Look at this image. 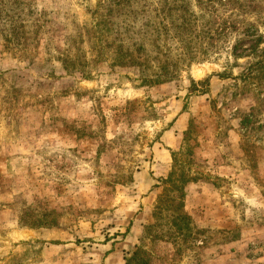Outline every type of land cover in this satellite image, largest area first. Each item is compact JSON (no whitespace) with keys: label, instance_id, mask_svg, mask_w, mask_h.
<instances>
[{"label":"rangeland","instance_id":"374dc122","mask_svg":"<svg viewBox=\"0 0 264 264\" xmlns=\"http://www.w3.org/2000/svg\"><path fill=\"white\" fill-rule=\"evenodd\" d=\"M1 1L25 27L18 46L0 26V264H264V0L152 6L149 74L177 75L154 87L111 66L106 0ZM78 49L89 78L57 61ZM174 156L187 242L169 215L147 233Z\"/></svg>","mask_w":264,"mask_h":264},{"label":"trees","instance_id":"16d2710c","mask_svg":"<svg viewBox=\"0 0 264 264\" xmlns=\"http://www.w3.org/2000/svg\"><path fill=\"white\" fill-rule=\"evenodd\" d=\"M108 5H112L118 8L119 11L123 12L119 18V21L113 24V31L115 41L119 43L117 45V50L114 55L112 62V67L121 68H138L141 73V86L142 87H154L167 84L174 81L177 75L169 70V65H160L157 71H152V75L149 74L150 68H148L149 59L146 57L147 45L146 41L150 37H154V32H158V24L152 19V12L157 15L160 14L159 8L152 10L151 7H161L163 12L165 7L169 8L171 3L181 4L183 6V11L185 10L190 14V17H194L192 12L187 10V0H106ZM103 1V3H106ZM152 2V5L151 4ZM197 4L208 6H220L225 7L226 4L237 3V0H196ZM3 10L0 12V24L4 23L8 25H0L4 31L6 41L11 44L22 45L19 41L20 36L24 34L25 22L23 21L21 11L18 14L15 9H8V5L4 2H0ZM3 4V5H2ZM112 9V8H111ZM151 12V13H150ZM109 13L113 14V11ZM211 13V12H210ZM214 15V14H212ZM205 17V16H204ZM196 19L199 17H195ZM37 20V19H36ZM35 20V21H36ZM38 22L40 19L37 20ZM163 22V21H162ZM189 22V21H188ZM98 25V24H97ZM44 27H40L42 30ZM26 34V33H25ZM126 42H132V45L126 47ZM260 41L256 42L258 46ZM148 44V43H147ZM257 46L254 47L256 51ZM70 48V47H69ZM70 51V49H68ZM78 54L72 57L67 52L65 55L58 56V62L63 65L64 71L67 73H81L83 77L89 78L88 75V63L84 56H80V49L77 50ZM259 58V57H257ZM259 71L264 70V53L262 59H258L253 65ZM255 115L252 114V118L247 119V123L252 125L251 119H254ZM173 170L169 175L168 179L163 181L165 185H171L168 189L170 193L162 194L159 196V204L156 207L155 217L158 222L155 226L149 227L147 233L151 234L155 228L162 227L161 222L165 216L169 215L171 235L176 240L182 239L187 242L189 238L199 232L194 233V228L192 226L191 218L184 212V187L189 184L190 179H187L185 171L177 169L180 165L178 159L174 156ZM167 190V189H166ZM160 223V224H159ZM195 238V237H194ZM140 253L142 249H139L131 259L127 260V264H133L135 262H140V264H149V261H145L141 258ZM140 259V261H139Z\"/></svg>","mask_w":264,"mask_h":264}]
</instances>
